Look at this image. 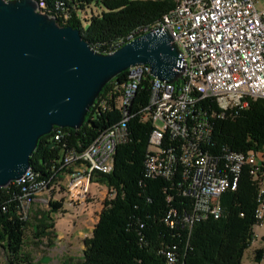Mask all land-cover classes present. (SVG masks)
I'll use <instances>...</instances> for the list:
<instances>
[{
	"label": "trees",
	"instance_id": "1",
	"mask_svg": "<svg viewBox=\"0 0 264 264\" xmlns=\"http://www.w3.org/2000/svg\"><path fill=\"white\" fill-rule=\"evenodd\" d=\"M36 1L41 4L40 12L54 16L58 26L78 29L82 38L101 53L121 46L134 32L150 30L178 3V0ZM128 75L124 71L103 87L80 129L54 128L38 140L30 158V171L36 180L47 182L52 173L59 174L66 151L81 153L99 134L124 118V108L119 102ZM151 79L147 73L143 75L130 107L125 110L130 117L126 123L129 136L117 146L112 170L92 175V180L103 185L109 196L102 201L90 236L82 241L81 258L64 264H163L164 252L173 248L181 264H241L256 225L253 215L256 187L246 173L236 191L220 196V218L202 217L191 230L183 222L164 221L170 208L176 209L180 216L188 214L192 200L175 185L177 175L171 179L144 178L150 125L138 112L147 105ZM212 123V137L207 146L211 155L224 147L235 152L264 153V99H251L247 108ZM55 179L60 180V175ZM29 185L13 182L0 189L3 264H36L25 249V232L31 222L21 212V196ZM62 203L60 199L49 205L55 211ZM252 260L264 264V244L253 250Z\"/></svg>",
	"mask_w": 264,
	"mask_h": 264
},
{
	"label": "built area",
	"instance_id": "2",
	"mask_svg": "<svg viewBox=\"0 0 264 264\" xmlns=\"http://www.w3.org/2000/svg\"><path fill=\"white\" fill-rule=\"evenodd\" d=\"M257 1L178 0L151 27L171 31L185 64L178 85L151 77L147 105L138 112L150 125L144 178L171 179L177 175L175 185L192 200L188 214L180 216L170 208L166 223L183 222L191 230L202 217L220 218V196L236 191L246 173L256 187L255 223L264 224V153L235 152L224 147L211 155L207 149L215 119L237 114L248 107L251 99H264V9L256 8ZM140 31L143 34L149 30ZM141 34L134 32L125 43ZM127 71L128 81L119 102L124 118L99 134L81 153L66 151L59 174L49 177L51 183L36 180L30 170L20 180V184H31L21 196L24 219L29 220L31 206L43 202L42 195L49 198L48 207L60 200L59 191L64 193L62 205L81 203L89 194L93 173L108 174L112 170L115 150L129 136L126 123L130 117L125 110L143 75H149L146 66ZM58 175L60 180L55 179ZM163 264H181L174 248L164 252Z\"/></svg>",
	"mask_w": 264,
	"mask_h": 264
},
{
	"label": "water",
	"instance_id": "3",
	"mask_svg": "<svg viewBox=\"0 0 264 264\" xmlns=\"http://www.w3.org/2000/svg\"><path fill=\"white\" fill-rule=\"evenodd\" d=\"M135 66L167 84L185 73L166 27L101 53L40 12L38 1L0 0V189L24 178L41 137L80 129L103 87Z\"/></svg>",
	"mask_w": 264,
	"mask_h": 264
},
{
	"label": "rangeland",
	"instance_id": "4",
	"mask_svg": "<svg viewBox=\"0 0 264 264\" xmlns=\"http://www.w3.org/2000/svg\"><path fill=\"white\" fill-rule=\"evenodd\" d=\"M257 9H264V0L256 2ZM64 193L59 191L58 199H62ZM109 196L107 189L100 183L92 180L89 194L81 203L71 205L63 204L54 211L46 202L47 196L42 195L43 202L31 206L28 218L31 226L25 232V249L32 255L36 264H41V258L47 256L53 259L51 264H62L64 259L76 262L81 258V243L84 238L90 236L91 228L96 222L97 214L101 209L102 201ZM55 224L56 229L69 239L65 247L55 246V233L51 230ZM82 234V238L76 239ZM254 238L250 247L244 252L241 264H256L252 260L253 250L264 244V224L254 225ZM68 243V242H66ZM55 246V248L53 247ZM3 264V260H0Z\"/></svg>",
	"mask_w": 264,
	"mask_h": 264
},
{
	"label": "crops",
	"instance_id": "5",
	"mask_svg": "<svg viewBox=\"0 0 264 264\" xmlns=\"http://www.w3.org/2000/svg\"><path fill=\"white\" fill-rule=\"evenodd\" d=\"M55 211H57V210H55ZM96 220H97V218H96ZM94 225V224H93ZM93 227V226H92ZM92 229V228H91ZM52 232H54L55 233V236H56V242H53L54 243V245L56 246H60L61 248L62 247H65V245L66 244H69V239H66V238H64L63 237V235L56 229V227H55V224H54V227H53V229L51 230ZM79 238H82V234H80V236H77V238L76 239H79ZM66 242H68V243H66ZM55 246H53L54 248H55ZM263 246V245H262ZM261 246H259V247H256V248H260ZM255 248V249H256ZM81 250H82V243H81ZM49 253L47 254V256H45V257H43V258H41L42 260H41V264H51L53 261V259H51L50 257H49ZM69 260H71V259H64L63 261H61L62 262V264H64V263H67ZM36 263V262H35Z\"/></svg>",
	"mask_w": 264,
	"mask_h": 264
},
{
	"label": "bare ground",
	"instance_id": "6",
	"mask_svg": "<svg viewBox=\"0 0 264 264\" xmlns=\"http://www.w3.org/2000/svg\"><path fill=\"white\" fill-rule=\"evenodd\" d=\"M12 183H13V182H12ZM12 183H10V184H12ZM16 183H20V181H18V182H16ZM10 184H9V185H10ZM9 185H8V186H9ZM8 186H7V187H8ZM5 188H6V187H5ZM2 189H3V188H2Z\"/></svg>",
	"mask_w": 264,
	"mask_h": 264
}]
</instances>
